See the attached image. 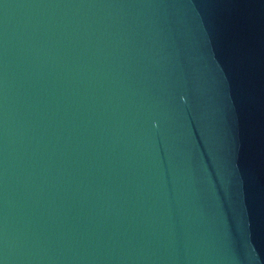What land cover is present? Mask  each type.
Instances as JSON below:
<instances>
[{
  "label": "water",
  "instance_id": "95a60500",
  "mask_svg": "<svg viewBox=\"0 0 264 264\" xmlns=\"http://www.w3.org/2000/svg\"><path fill=\"white\" fill-rule=\"evenodd\" d=\"M0 264H264V0H0Z\"/></svg>",
  "mask_w": 264,
  "mask_h": 264
}]
</instances>
